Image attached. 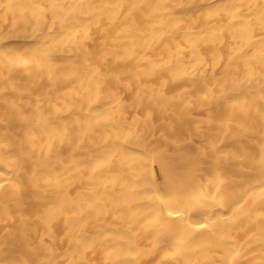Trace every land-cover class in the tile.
<instances>
[{
	"label": "bare ground",
	"instance_id": "obj_1",
	"mask_svg": "<svg viewBox=\"0 0 264 264\" xmlns=\"http://www.w3.org/2000/svg\"><path fill=\"white\" fill-rule=\"evenodd\" d=\"M0 264H264V0H0Z\"/></svg>",
	"mask_w": 264,
	"mask_h": 264
}]
</instances>
